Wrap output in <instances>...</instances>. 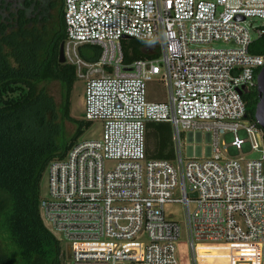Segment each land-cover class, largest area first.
Here are the masks:
<instances>
[{"label":"built area","instance_id":"obj_1","mask_svg":"<svg viewBox=\"0 0 264 264\" xmlns=\"http://www.w3.org/2000/svg\"><path fill=\"white\" fill-rule=\"evenodd\" d=\"M63 11L67 63L80 78L101 69L88 71L84 120L102 122L99 139L80 140L47 169L40 214L65 264H182L184 249L201 264V247L223 258L207 264H264V132L245 100L264 67L252 52L264 36V23H252L264 21V0H64ZM130 39L156 41L158 58L126 64ZM82 46L100 50L96 63L79 57ZM155 79L166 101L149 100ZM152 123L170 124L172 160L148 157ZM257 151L260 159H245ZM175 203L185 243L166 214Z\"/></svg>","mask_w":264,"mask_h":264},{"label":"trees","instance_id":"obj_2","mask_svg":"<svg viewBox=\"0 0 264 264\" xmlns=\"http://www.w3.org/2000/svg\"><path fill=\"white\" fill-rule=\"evenodd\" d=\"M63 3L55 30L49 25L57 0H0V264H65L61 242L41 218L42 183L49 164L63 160L93 123L70 115L78 75L76 66L59 61L60 46L67 40ZM123 42L126 64L159 56L156 41ZM85 48L90 50L88 56ZM79 51L89 62L100 57L95 47L82 46ZM252 52L264 56V36ZM51 81L66 88L61 112L40 89ZM245 100L247 118L255 121L256 89ZM66 121L77 126L70 138L65 134ZM148 128L147 154L149 137L156 140L154 155L148 157L172 160L170 124L152 123ZM200 254L201 264L214 257L209 251Z\"/></svg>","mask_w":264,"mask_h":264},{"label":"rangeland","instance_id":"obj_3","mask_svg":"<svg viewBox=\"0 0 264 264\" xmlns=\"http://www.w3.org/2000/svg\"><path fill=\"white\" fill-rule=\"evenodd\" d=\"M62 7V0H57V8L53 12V19L49 25V28L53 29H58L59 24V11L61 10ZM254 27L261 26L264 21L262 20H253L252 21ZM52 24V25H51ZM128 42V41H127ZM124 44V42H123ZM126 44V43H125ZM85 55H89L90 50L85 48L83 50ZM79 57L82 59L83 57L80 55L79 51ZM70 61V60H69ZM68 61V62H69ZM88 63H93L85 60ZM71 63V62H70ZM78 67V66H77ZM79 71V67H78ZM84 75L86 77L80 78L78 76V80L74 86V89L70 95V115L74 119L77 120H84V98H85V86H86V81H87V74L89 71V77H96L99 76L101 69L100 68H90L88 70L84 69L83 70ZM98 71V72H97ZM78 73V72H77ZM78 75V74H77ZM40 89L45 90L54 100V103L56 105V109L61 112L62 109H64V104L66 100V88L63 83L59 81H51V82H46L42 83L40 85ZM148 98L150 101H166L167 99V90L165 87L164 83L158 82V80L155 79L154 82H151L148 86ZM76 124L66 121L65 122V134L67 138L72 137L76 130ZM102 132V122L100 121H95L93 122L92 126L85 132V134L79 139L80 140H94V139H99L101 136ZM173 138V136H172ZM182 140L184 143V147L186 148V152L188 151L189 147V142L185 140V135H182ZM225 140V137H221L220 139V149L223 151L224 148L222 146V141ZM194 141H196V136H194ZM210 146V141L208 140V137L204 134L202 136L201 142H200V147H201V155L206 157L209 153L208 147ZM156 147V140L154 137L150 136L148 139V154L149 155H154V149ZM262 157V152H252L248 155H246L245 159L246 160H256L260 159ZM115 164L113 163H107L106 164V169H111L114 167ZM48 195V171L45 173L43 183H42V196L46 197ZM166 214L169 216V218L174 219L179 222L182 232H181V242L185 243L188 241L187 236H186V228H185V211L183 208V205L181 203H175L172 204L171 206H168L166 208ZM58 233H56V236ZM66 245V244H63ZM64 249V247H63ZM202 251H209V254L214 257H219L220 259H223L221 255L218 254V252H215L212 249L204 248L201 247L199 249V256L201 255L200 252ZM208 253V252H207ZM213 257V258H214ZM189 258H191V254L189 252H186V249L180 253V261L182 264H189ZM207 261L205 264L209 263ZM241 264H246V263H241Z\"/></svg>","mask_w":264,"mask_h":264},{"label":"water","instance_id":"obj_4","mask_svg":"<svg viewBox=\"0 0 264 264\" xmlns=\"http://www.w3.org/2000/svg\"><path fill=\"white\" fill-rule=\"evenodd\" d=\"M127 39V38H126ZM59 61L61 64L67 62L65 57V43H62L60 46L59 52ZM256 93H257V104L255 110V122L264 132V67L258 75L257 84H256ZM196 197V194L193 195ZM68 256L70 257V248H68Z\"/></svg>","mask_w":264,"mask_h":264},{"label":"crops","instance_id":"obj_5","mask_svg":"<svg viewBox=\"0 0 264 264\" xmlns=\"http://www.w3.org/2000/svg\"><path fill=\"white\" fill-rule=\"evenodd\" d=\"M192 138H193L192 135H190V134L186 135L187 140H191ZM196 154L198 155V153H196Z\"/></svg>","mask_w":264,"mask_h":264}]
</instances>
